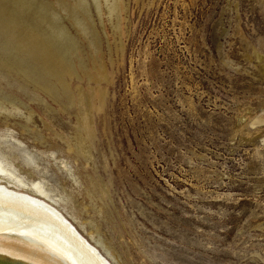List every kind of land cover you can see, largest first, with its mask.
I'll list each match as a JSON object with an SVG mask.
<instances>
[{
    "label": "rangeland",
    "instance_id": "rangeland-1",
    "mask_svg": "<svg viewBox=\"0 0 264 264\" xmlns=\"http://www.w3.org/2000/svg\"><path fill=\"white\" fill-rule=\"evenodd\" d=\"M88 8L99 51L68 28L85 70L0 73V150L64 188L78 234L122 264H264V0Z\"/></svg>",
    "mask_w": 264,
    "mask_h": 264
},
{
    "label": "bare ground",
    "instance_id": "bare-ground-1",
    "mask_svg": "<svg viewBox=\"0 0 264 264\" xmlns=\"http://www.w3.org/2000/svg\"><path fill=\"white\" fill-rule=\"evenodd\" d=\"M88 2L89 0H0V66L5 69L0 73L13 72L38 85L39 79L35 75L52 77V83L58 82L61 75L60 80L64 81V73L77 75L75 59L85 70V60L76 57V51L81 45L68 28L81 34L77 37L84 40L82 44L85 46L80 48L81 51L86 49L90 56L99 51L101 36H104L103 21L99 14L97 21L92 18ZM103 5L108 17L117 20L118 0H103ZM65 18L69 20L68 27L65 25ZM94 20L99 25L100 34L94 27ZM4 98L0 97L1 112H7L3 105ZM8 136L11 135L8 133ZM2 150L1 249L39 264H122L116 251L99 235L89 237L97 246L95 247L78 234L77 228L83 227L78 217L79 209L69 202L64 188L56 189L46 178L26 177L24 169H20L16 162L15 152L13 154ZM23 152V163L36 167L31 153L25 150ZM64 168L69 171V167ZM29 174L32 177V173Z\"/></svg>",
    "mask_w": 264,
    "mask_h": 264
},
{
    "label": "water",
    "instance_id": "water-1",
    "mask_svg": "<svg viewBox=\"0 0 264 264\" xmlns=\"http://www.w3.org/2000/svg\"><path fill=\"white\" fill-rule=\"evenodd\" d=\"M0 264H39L24 256L15 255L6 249L0 248Z\"/></svg>",
    "mask_w": 264,
    "mask_h": 264
}]
</instances>
